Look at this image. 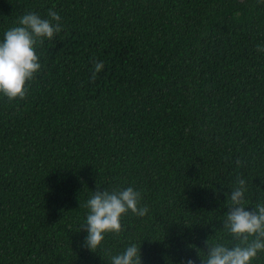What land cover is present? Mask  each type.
Here are the masks:
<instances>
[{"label": "trees", "instance_id": "obj_1", "mask_svg": "<svg viewBox=\"0 0 264 264\" xmlns=\"http://www.w3.org/2000/svg\"><path fill=\"white\" fill-rule=\"evenodd\" d=\"M49 10L62 29L27 95L0 93V264H111L132 244L201 264L206 241L238 244V178L245 210L264 204V0H0V42ZM128 187L148 213L84 247L87 200Z\"/></svg>", "mask_w": 264, "mask_h": 264}, {"label": "clouds", "instance_id": "obj_2", "mask_svg": "<svg viewBox=\"0 0 264 264\" xmlns=\"http://www.w3.org/2000/svg\"><path fill=\"white\" fill-rule=\"evenodd\" d=\"M48 17L41 18L35 12L24 14L18 21L20 26L7 30L0 42V93L10 101L25 98L27 83L41 69L36 46L43 43V38L52 39L62 29L61 17L56 11L49 10ZM257 50L264 52V47L257 46ZM93 63L95 70L90 79L95 82L96 74L104 67V63ZM240 163L236 161L238 166ZM246 191L245 180L238 178V186L228 196L230 206L223 224L239 243L228 247L210 245L206 241V258L200 256L201 264H251L258 253L264 251V204H257L252 211H246ZM141 199V192L133 187L94 191L84 205L89 209L82 227L88 233L84 247L95 252L104 240L105 233H120L121 218L129 211L139 217L145 216L149 209L141 205ZM249 237L253 239L249 240ZM111 264H142L140 246H128L122 253L111 257ZM187 264H194V261L188 259Z\"/></svg>", "mask_w": 264, "mask_h": 264}]
</instances>
